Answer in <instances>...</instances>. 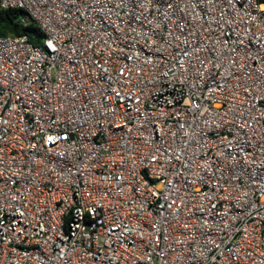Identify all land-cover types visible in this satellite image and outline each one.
Wrapping results in <instances>:
<instances>
[{
	"label": "built area",
	"instance_id": "obj_1",
	"mask_svg": "<svg viewBox=\"0 0 264 264\" xmlns=\"http://www.w3.org/2000/svg\"><path fill=\"white\" fill-rule=\"evenodd\" d=\"M0 8V264H264V0Z\"/></svg>",
	"mask_w": 264,
	"mask_h": 264
},
{
	"label": "trees",
	"instance_id": "obj_2",
	"mask_svg": "<svg viewBox=\"0 0 264 264\" xmlns=\"http://www.w3.org/2000/svg\"><path fill=\"white\" fill-rule=\"evenodd\" d=\"M21 13L20 10L16 9L0 8V37H18L26 35L33 44H40L41 39L43 38V33L34 23L23 26L21 24Z\"/></svg>",
	"mask_w": 264,
	"mask_h": 264
}]
</instances>
